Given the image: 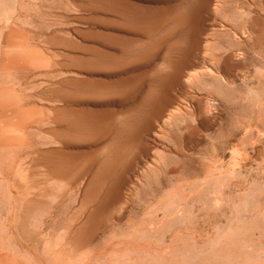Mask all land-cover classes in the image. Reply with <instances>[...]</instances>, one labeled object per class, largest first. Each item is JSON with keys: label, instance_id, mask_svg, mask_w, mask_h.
I'll return each mask as SVG.
<instances>
[{"label": "rangeland", "instance_id": "374dc122", "mask_svg": "<svg viewBox=\"0 0 264 264\" xmlns=\"http://www.w3.org/2000/svg\"><path fill=\"white\" fill-rule=\"evenodd\" d=\"M215 1L0 0V264H264V0Z\"/></svg>", "mask_w": 264, "mask_h": 264}, {"label": "bare ground", "instance_id": "6f19581e", "mask_svg": "<svg viewBox=\"0 0 264 264\" xmlns=\"http://www.w3.org/2000/svg\"><path fill=\"white\" fill-rule=\"evenodd\" d=\"M211 1H212V0H199V8H200L201 10H204V9L206 10V9L210 6ZM183 2H184V1H183ZM186 3H187V2H186ZM219 3H220V2H219L218 0H216L214 6L216 7ZM188 4H189V3H188ZM211 5H212V4H211ZM239 6H240V5H239ZM255 7H256V6H255ZM212 9H215V8H212ZM209 10H210V9H209ZM197 11H198V10H197ZM238 11H239V9H238ZM234 12H235V11H234ZM175 13H177V12H175ZM174 15H176V14H174ZM174 15H173V18H175ZM176 17H177V16H176ZM180 17H181V16H180ZM173 18H172V19H173ZM255 19H256V18H255ZM174 20H175V19H174ZM174 20H173V21H174ZM176 21H177V20H176ZM176 21H175V22H176ZM183 21H184V20H183ZM252 21H253V20H252ZM257 21L259 22V24L262 23V19H258ZM179 23H180V22H179ZM174 24H175V23H174ZM183 24H184V23H183ZM173 26H174V25H173ZM175 26H176V24H175ZM256 32H257V31H256ZM256 39H257V38H256ZM193 55H194V54H193ZM109 127H112V126H109ZM116 127H117V126H116ZM114 128H115V127H114ZM106 129H108V128H106ZM115 129H116V128H115ZM122 129H123V128H122ZM133 130H134V132H135V129H134V128H133ZM125 131H126V130H125ZM108 132H109V130H108ZM122 132H124V131H122ZM122 132H121V134H123ZM115 133H117V132L115 131ZM135 133H136V132H135ZM107 134H108V133H107ZM109 134H110V133H109ZM109 134H108V135H109ZM113 134H114V133H113ZM124 134H125V132H124ZM127 134H128V133H127ZM108 135H107V136H108ZM133 135H134V134H133ZM109 136H110V135H109ZM113 136H114V135H113ZM113 136H112V138H113ZM116 136H117V135H116ZM116 136H115V137H116ZM137 136H138V135H137ZM118 137L120 138V136H118ZM130 137H132V136L130 135ZM107 138H108V137H107ZM116 138H117V137H116ZM126 138H127V137H126ZM128 138H129V137H128ZM133 138H134V137H133ZM109 139H111V138L109 137ZM135 139H136V138H135ZM131 140H134V139H131ZM131 140L129 139V141H131ZM128 143H129V142H127L126 144H128ZM126 144H125V145H126ZM155 144H156V143H155ZM128 145H129V144H128ZM131 145H132V144H131ZM134 145H135V144H134ZM142 147H143V146H142ZM126 148H127V147H126ZM105 153H106V152H105ZM109 153H110V152H109ZM106 155H107V154H106ZM139 159H140V158H139ZM121 160H122V159H121ZM157 161H158V160H157ZM104 162H106V161H104ZM108 163H109V166L112 165V164H110V162H108ZM104 164H105V163H104ZM104 164L102 165V167L105 166V168H103V169H107V168H109V166L104 165ZM106 164H107V163H106ZM157 164H158V163H157ZM148 165H149V164H148ZM182 165H183V164H182ZM106 166H107V168H106ZM112 166H113V165H112ZM146 167H147V166H146ZM147 168H149V167H147ZM111 169H112V168L110 167L109 170L111 171ZM161 169H162V168H161ZM163 169H164V168H163ZM163 169H162V170H163ZM107 170H108V169H107ZM109 170H108V171H109ZM155 170H157V169H155ZM162 170H160V171H162ZM164 170H165V169H164ZM152 171H153V170H152ZM158 171H159V170H158ZM160 171H159V175H160ZM166 171H167V170H166ZM100 172H101V174L103 173L102 171H99V173H100ZM105 172H107V171L105 170ZM111 172H112V171H111ZM150 172H151V170H150ZM163 172H164V171H163ZM163 172H161V173H163ZM148 173H149V172H148ZM156 173H158V172L156 171ZM167 173H168V171H167ZM101 174H100V175H101ZM103 174H104V173H103ZM106 174H108V173H106ZM109 175H110V173H109ZM120 175H121V174H120ZM147 175H149V174H147ZM151 175H152V174H150V176H151ZM165 175H166V174H165ZM160 176H162V174H161ZM163 176H164V174H163ZM103 177H104V176H103ZM107 177H108V176H107ZM109 177H110V176H109ZM164 177H165V176H164ZM153 178H155V177L153 176ZM162 178H163V177H162ZM162 178H161V179H162ZM165 179H168V176H167V178H165ZM151 180H152V179H151ZM154 180H155V179H154ZM102 181H103V180H102ZM166 181H169V180H166ZM115 182H116V181H115ZM118 182H119V181H118ZM150 182H151V181H150ZM152 182H155V181H152ZM157 182H158V181H157ZM159 182L162 183V181H160V180H159ZM120 183H121V182H120ZM164 183H165V182H164ZM147 184H148V181H147ZM152 184H153V183H152ZM159 184H160V183H159ZM159 184H158V185H159ZM153 185H155V184H153ZM158 185H157V186H158ZM165 185H166V184H165ZM113 186H114V185H113ZM116 186H117V185H116ZM116 186H115V189L117 188ZM147 186H149V184H148ZM159 186H160V185H159ZM159 186H158V187H159ZM162 186H163V185H162ZM108 187H109V186H108ZM149 187H150V186H149ZM153 187H154V186H153ZM164 187H165V186H164ZM167 187H168V186H167ZM156 189H157V188H156ZM156 189H155V190H156ZM159 189L161 190L162 188H159ZM149 190H150V189H149ZM155 190H154V191H155ZM111 191H113V189H112ZM152 191H153V188H152ZM116 192H117V191L115 190V193H116ZM157 192H158V190H157ZM152 194H153V193H152ZM118 195H119V194H118ZM109 199H110V198H109Z\"/></svg>", "mask_w": 264, "mask_h": 264}]
</instances>
